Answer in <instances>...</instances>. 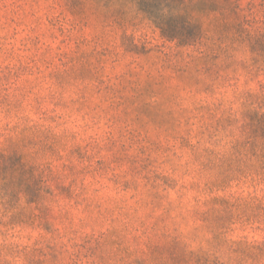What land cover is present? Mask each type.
Wrapping results in <instances>:
<instances>
[{
    "label": "rangeland",
    "instance_id": "obj_1",
    "mask_svg": "<svg viewBox=\"0 0 264 264\" xmlns=\"http://www.w3.org/2000/svg\"><path fill=\"white\" fill-rule=\"evenodd\" d=\"M173 1L0 0V264H264V0Z\"/></svg>",
    "mask_w": 264,
    "mask_h": 264
},
{
    "label": "trees",
    "instance_id": "obj_2",
    "mask_svg": "<svg viewBox=\"0 0 264 264\" xmlns=\"http://www.w3.org/2000/svg\"><path fill=\"white\" fill-rule=\"evenodd\" d=\"M140 1L145 3L142 11L148 15L151 23L159 31V34L163 39L169 42H174L179 47H193L200 43V39L202 37L201 29L195 22L192 21L189 15L183 11L186 10L185 7L181 10L178 8V6H181L180 2L175 5V2L170 0V4L173 5V8H171L173 13L163 14V10H160L159 5L154 4V0ZM166 1L167 0H165V3ZM152 11L158 12H155L154 14ZM258 119L259 124L264 122L263 116L258 115ZM256 142L257 141L254 140L251 143L255 145Z\"/></svg>",
    "mask_w": 264,
    "mask_h": 264
}]
</instances>
